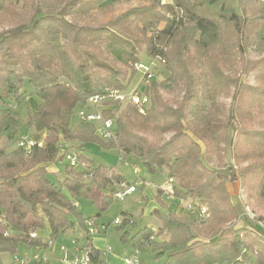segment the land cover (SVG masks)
I'll use <instances>...</instances> for the list:
<instances>
[{
	"label": "trees",
	"instance_id": "trees-1",
	"mask_svg": "<svg viewBox=\"0 0 264 264\" xmlns=\"http://www.w3.org/2000/svg\"><path fill=\"white\" fill-rule=\"evenodd\" d=\"M134 1L138 5L120 9ZM4 21L11 26L0 31V255H22L21 246L23 254L40 253L68 231L84 235L85 222L94 220L77 211L79 199L99 210L109 206L125 178L78 155L95 144L171 181L176 207L167 208L158 189L160 206L151 215L160 226L136 232L134 249L150 245L164 264H264V232L247 220L235 227L242 207L232 204L228 187L242 179L264 194L260 0H0V25ZM142 51L168 73L146 83L150 105L141 112L133 103L106 104L101 112L115 123L114 141L102 140L91 124L73 126L71 117L87 109L89 97L131 83ZM229 94L228 107L216 98ZM32 96L39 104L27 109L25 121L44 137L23 151L14 109ZM61 141L75 142L82 166L67 165L59 179L48 165L63 160ZM227 150L232 162L209 166L221 163ZM180 200L205 207L208 218L180 213ZM197 221L209 223L208 238L200 237ZM84 239L98 263L100 252Z\"/></svg>",
	"mask_w": 264,
	"mask_h": 264
},
{
	"label": "rangeland",
	"instance_id": "rangeland-1",
	"mask_svg": "<svg viewBox=\"0 0 264 264\" xmlns=\"http://www.w3.org/2000/svg\"><path fill=\"white\" fill-rule=\"evenodd\" d=\"M171 0H161V5L169 4ZM141 4V3H140ZM138 5L137 1L123 4L120 6V9L127 10L131 7ZM264 7V3H263ZM0 25V31H4L11 26V24L6 23ZM164 23L159 24V28H162ZM248 55L250 58H255V52L249 51ZM139 58L141 62L148 64L151 62V58L145 55L142 51L139 54ZM153 65H155V74L156 80L161 81L168 76V73L164 70L162 65L154 61ZM141 73L138 72L133 77L128 91H132L139 86V90L142 91L144 89L143 85L140 84ZM251 81V79H249ZM217 100L223 101L225 105L228 107L231 102V96L229 94L228 97H216ZM39 104L38 98L32 96L30 97L25 104L20 106L19 108H15L14 110L19 114V130L21 137H29L35 142H40L42 135L37 134L35 130L29 127L26 123V115L27 109L30 110L36 109ZM123 107L124 105H120ZM91 111L90 109H88ZM71 124L73 126L77 125L80 121L78 120L76 114L71 117ZM97 125V124H96ZM95 131L97 136L99 137L98 131ZM169 135H165L163 137V141H167ZM61 145L68 149H74L73 145L75 142H65L61 141ZM76 150V149H75ZM77 151V150H76ZM78 155L86 157V159L90 160L91 163L96 165H104L109 170H114L115 172L122 173L125 181L132 185L136 186L138 180H144L146 185L140 186L138 185L136 188V192L127 195L124 197L123 201H119L115 198L110 202L109 206L105 210H99L95 205L92 204L87 199H79L77 211L83 215L84 219L92 218L95 224L98 226V230L93 234V241L95 245L104 248L106 246L111 247L112 251L107 258V261L100 260V264H125V259H130L133 255H135L136 249L132 244V237L136 232L141 229H148L153 232L157 230V226L159 222L156 218L152 217L151 212L153 209L158 208L159 202L157 199V190H168L172 187L171 184H168L167 177L164 174L148 173L141 165L138 159L132 157L121 156L120 152L117 149H99L97 146L91 145L78 150ZM232 162L228 150L224 154L221 163H211L209 166L212 168H218L224 166L227 163ZM53 164V163H52ZM52 164H49L51 166ZM54 170L58 173L57 176L59 179H62L64 176V170L67 165H69L68 160L63 158L61 161H57L54 164ZM82 166V163H81ZM246 164L239 166L238 168L244 169ZM240 170H237V175L239 176ZM240 177H238L239 179ZM246 185V184H245ZM231 194V201L233 205H237L243 213L240 219L235 220L233 223L235 227L243 226L244 220L248 221V225H257L264 220V194L259 195L257 190L253 188V190H249L248 186L244 187L243 180L239 179L238 182L228 185ZM160 201L169 209H173L176 207V202L173 199L168 198L164 192L162 193ZM187 201V200H184ZM180 213L183 212V208L179 207L178 210ZM185 214V213H184ZM188 217H192L189 213L186 214ZM195 218V217H193ZM118 219L122 225H115L114 221ZM127 219V223L123 224V220ZM198 222V221H197ZM232 223V222H231ZM201 227L202 232H200V237L208 238V235H204L206 229H208V222H198ZM102 226H106L107 230L103 231L101 229ZM226 225H222L225 227ZM48 235V229L46 228L43 233H41L42 237ZM81 238H83V233L81 231H76L75 233L67 232L60 234L55 242L50 245L47 249L40 251L42 256L52 264H60V255L65 253L68 258L71 257L74 249L71 241L73 239H78L79 243H82ZM161 237L160 239H162ZM158 240V238H157ZM26 251V248L21 246L19 254H23ZM100 258V257H99ZM136 258L140 262V264H164L165 257L156 258L155 254L152 250V246L144 245L138 250L136 254ZM111 262H110V261ZM12 262V258L9 254L0 255V264H6Z\"/></svg>",
	"mask_w": 264,
	"mask_h": 264
},
{
	"label": "built area",
	"instance_id": "built-area-1",
	"mask_svg": "<svg viewBox=\"0 0 264 264\" xmlns=\"http://www.w3.org/2000/svg\"><path fill=\"white\" fill-rule=\"evenodd\" d=\"M264 3V0H260ZM157 61L155 59H151V62L145 64L144 62H140L136 64L135 69L136 72L141 73V80L140 84L145 87L146 83L154 80L156 77L155 74V65L153 62ZM158 62V61H157ZM130 84L122 91L119 90H104L100 94L93 95L89 97L86 101V108L80 109L77 112V118L80 122L96 125V130L98 131L99 137L104 141H114L116 137L115 132V123L111 119H106L103 117L101 110L104 109L105 105L109 102H118L120 105L125 103H133L137 105L141 112H143L144 108H147L150 105V100L147 96L144 95V89L142 91L139 90V86L132 91H128ZM90 109L91 111H89ZM35 142L30 139L29 137H21L17 144V148L28 151ZM60 153L64 156L66 160H68L69 165L72 167L81 166L78 162V155L73 149H68L63 145L60 146ZM123 156L122 153H120ZM111 172V171H110ZM109 172V173H110ZM168 184H171V181H168ZM138 185H146L145 181L141 179L137 181L136 186H132L128 184L126 181L120 182L116 187L115 198L119 201H123L124 197L136 192V187ZM164 194L174 200L173 190L172 187L170 189L162 190ZM75 207H78V202L73 203ZM180 208L186 213H189L191 216L194 215L200 218H208L207 209L203 206H197L192 201H179ZM121 222L116 219L114 221L115 225H119ZM260 227L264 232V220L260 223ZM85 234L89 239L92 240L93 234L96 230H98V226L92 220H87L85 222ZM102 230L106 229V226L101 227ZM7 234V233H6ZM34 237V234L31 235ZM82 243L78 242V239H73L71 244L73 245V253L70 258L66 256L65 253L60 255V264H98L97 262L93 261L91 257L90 251V242L81 238ZM54 242L50 243L52 245ZM111 249L108 247L106 252H109ZM138 251H135V255H133L130 259H125V264H140L138 259L136 258V254ZM47 261L39 252H33L29 254H22V255H15L12 257V262L14 264H33L37 261Z\"/></svg>",
	"mask_w": 264,
	"mask_h": 264
},
{
	"label": "crops",
	"instance_id": "crops-1",
	"mask_svg": "<svg viewBox=\"0 0 264 264\" xmlns=\"http://www.w3.org/2000/svg\"><path fill=\"white\" fill-rule=\"evenodd\" d=\"M38 134H41L42 135V137H41V141H42V139H43V137H44V134L43 133H38ZM41 141L40 142H38V143H41ZM54 164H52L51 166H49L48 165V170L49 171H56V170H54ZM110 171H113V172H115L114 170H110ZM115 173H117L118 174V172H115ZM119 174H122V173H119ZM123 175V174H122ZM154 210V209H153ZM184 212V211H183ZM187 213L185 212V215H186ZM159 222V221H158ZM244 223V222H243ZM160 226V222H159V225L157 226V229H158V227ZM107 230V227H106V229L105 230H103V231H106ZM67 233V232H66ZM92 246H93V248H95L97 251H99L100 253H99V259H98V264H100L99 262H100V260H102V262L103 261H107V258H108V256L110 255V253H111V251H112V249H111V247H109V246H106V247H104V248H101L100 249V246H97V245H95V243H94V241H93V239H92ZM110 248L111 250L109 251V252H106V249L107 248ZM110 261V260H109ZM111 262V261H110ZM102 264V263H101Z\"/></svg>",
	"mask_w": 264,
	"mask_h": 264
}]
</instances>
